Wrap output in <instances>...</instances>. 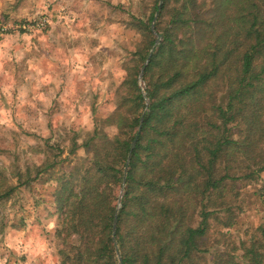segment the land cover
<instances>
[{"label":"trees","instance_id":"trees-1","mask_svg":"<svg viewBox=\"0 0 264 264\" xmlns=\"http://www.w3.org/2000/svg\"><path fill=\"white\" fill-rule=\"evenodd\" d=\"M159 1L131 22L143 40L117 108L72 137L69 155L86 158L62 171L47 158L30 180L57 175L60 264H206L209 243L213 264H264V242L230 249L221 232L239 223V182L264 173V0H164L157 43ZM218 230L224 243L210 240Z\"/></svg>","mask_w":264,"mask_h":264},{"label":"rangeland","instance_id":"rangeland-1","mask_svg":"<svg viewBox=\"0 0 264 264\" xmlns=\"http://www.w3.org/2000/svg\"><path fill=\"white\" fill-rule=\"evenodd\" d=\"M157 2L0 0V45L8 44L2 49L5 55L0 61L3 63L0 108L8 113L11 122V126L0 125V191L18 186L10 198L0 200V260L7 258V264H48L50 256L52 264H60V240L55 235L59 214L54 203L58 183L52 179L57 175L52 177L49 172L33 182L30 180L35 178L36 167L47 158L57 162L64 160L56 171L76 166L86 158L83 148L75 157L69 155L72 137L78 134L81 144L94 130L95 123L103 122L117 108L127 69L134 64L137 47L143 40L131 22L140 17L147 20ZM172 9V4L167 5L152 23L157 40L161 34L155 27L160 31L165 29ZM77 55L84 60L83 72L77 70L80 64ZM18 56L22 58L18 60ZM30 61L34 67H30ZM44 76H51L52 81L42 83ZM139 80L146 94L143 76ZM10 83L13 86L9 97L3 89ZM21 93L25 95L22 97ZM41 95L48 103L39 99ZM82 107L91 111L92 131L84 127L78 130V121L84 115L80 111ZM70 112L76 116L75 120ZM61 116L64 119L58 120ZM68 121H72L71 124ZM112 128L107 131L113 137L117 130L109 131ZM20 174L24 177L22 182L29 178L28 186L19 183ZM236 192L241 207L239 223L235 228L221 231L230 232L227 238L230 249L236 245L242 247L243 242L249 246L253 236L264 242L261 232L264 227V173L251 185L239 182ZM122 194L123 188L119 207ZM53 220L56 228L49 231L47 226ZM220 234L218 230L210 240L224 243ZM17 240L23 241L19 245L20 253L8 247V243ZM29 241H32V248L39 242L46 243V254L32 258L31 250L24 251ZM208 246L211 250L203 257L206 264H213L215 253L221 248L212 243Z\"/></svg>","mask_w":264,"mask_h":264},{"label":"clouds","instance_id":"clouds-1","mask_svg":"<svg viewBox=\"0 0 264 264\" xmlns=\"http://www.w3.org/2000/svg\"><path fill=\"white\" fill-rule=\"evenodd\" d=\"M28 39L30 40L31 38L28 37ZM7 46H8L7 43H5L3 45H0V61L3 60L4 55H5V53L2 51V49L5 48V47H7ZM97 51H99V49H97ZM8 58L11 59V57H8ZM21 58H22V56H18L17 57L18 60L21 59ZM76 59L80 61V64L77 65V70L83 72L84 69H83L82 65L84 63V60L79 55L76 56ZM29 65H30V67H34L31 64V61L29 62ZM105 67L107 68L108 66L105 65ZM2 69H3V63L0 62V70H2ZM35 70L38 73H41V70L40 69L36 68ZM117 75H123V73H117ZM51 81H52L51 76H44L42 83H48V82H51ZM97 83H99V81H97ZM12 86H13V83H10L8 86H6L3 89V92L5 94L9 95V97L11 96V88H12ZM24 95H25V93H21V96L22 97ZM39 99L42 100V101H45L46 103H48V101H46V98L43 95H41L39 97ZM80 111L82 113H84V115L78 121V130H79L80 127H84L88 131H92V129H93V123H92V114H91L90 109H88L87 111H85V109L82 107L80 109ZM69 115L72 116V120H75L76 119V116L73 113L70 112ZM0 117H4V118L0 119V125L8 124L9 126H11L10 119L8 118V113L5 112L3 110V108H0ZM63 119H64V117H62V116L61 117H58V120H63ZM71 122L72 121H68L69 124H71ZM109 131L115 132L116 129L115 128H112ZM47 227H48V230L49 231L54 230L56 228L55 221L53 220L51 223L48 224ZM73 238H75V235H74ZM22 243H23L22 240H17L14 243L13 242L8 243V247L9 248H15L16 251L18 253H20L21 252V249H20L19 245L22 244ZM29 250L32 251V258H35V256L45 255L46 254V250H47V244L44 243V242H39V243H37V246L35 248H32V241H29L28 242V245L24 248V251H29ZM0 264H7V258H5V260H0ZM48 264H52V260H51L50 256H49V259H48Z\"/></svg>","mask_w":264,"mask_h":264},{"label":"water","instance_id":"water-1","mask_svg":"<svg viewBox=\"0 0 264 264\" xmlns=\"http://www.w3.org/2000/svg\"><path fill=\"white\" fill-rule=\"evenodd\" d=\"M163 1H164V0H161V3H160V5H159V8H158L157 14H156V16H155L154 22L156 21L158 15H159V12H160L161 9H162ZM152 30H153V32H154V29H152ZM160 39H161V35H159V38H158V40H157V43H159V42L161 41ZM143 71H144V70H142V73H141V76H140L141 78H142V76H143ZM140 132H141V128H140L139 131H138V134H137V136H136V139H135V141H134V144H136ZM127 171H128V164H127V166H126V168H125V176H126V174H127ZM115 227H116V223H115ZM117 254H118V256H119L118 248H117ZM119 262H120V264L123 263V262H122V258H121L120 256H119Z\"/></svg>","mask_w":264,"mask_h":264}]
</instances>
